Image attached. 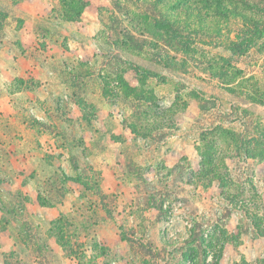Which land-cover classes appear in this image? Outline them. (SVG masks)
<instances>
[{"label": "rangeland", "instance_id": "rangeland-1", "mask_svg": "<svg viewBox=\"0 0 264 264\" xmlns=\"http://www.w3.org/2000/svg\"><path fill=\"white\" fill-rule=\"evenodd\" d=\"M24 8L0 59L50 78L0 67V264H264V0H0V48ZM20 167L69 210L25 220Z\"/></svg>", "mask_w": 264, "mask_h": 264}, {"label": "crops", "instance_id": "crops-1", "mask_svg": "<svg viewBox=\"0 0 264 264\" xmlns=\"http://www.w3.org/2000/svg\"><path fill=\"white\" fill-rule=\"evenodd\" d=\"M28 1V0H27ZM42 1V0H40ZM46 2V0H43V3ZM50 4V3H49ZM48 4V5H49ZM25 11V12H24ZM25 14V15H24ZM23 20L20 26H18L17 28H15L13 26V23L7 22V25L5 26H9V30L6 31V33L8 34V36H6V40L8 41L6 43V45H3L2 50H6V52H11L12 51V47H13V39H18V40H27V34H35V19H41L44 17L45 13H42V10H38V11H33V12H26L25 8L23 10ZM13 26V27H12ZM11 30L13 32V34H11ZM11 36V37H10ZM13 36H15V38H13ZM41 42L40 39L35 40L34 44H31L30 48L34 49L35 46L40 45L39 43ZM44 43L45 46V41L42 42ZM33 45V46H32ZM43 45V44H42ZM30 52L29 49H27V51L25 52L24 56H21V59H19L18 56H16L15 58H13V54L9 55V58L7 59H0V67L3 68L5 71H7L9 73L10 76H17V75H21V77L26 80V79H30L33 78L34 81H38L39 82H43L40 84V86L38 87V89H41L44 86L45 79L50 78L46 71H42V68L44 66H46V64L44 62H42L41 60H35L34 58H32L33 54L29 53ZM32 55V56H31ZM35 55V54H34ZM45 68V67H44ZM40 70V71H39ZM38 73V74H37ZM50 73V71L48 72V74ZM42 77V78H41ZM12 77H9V80L5 83V89L3 93H0V101L3 100V104L4 106H2L3 104H1L0 102V116L4 111H8L10 109V105H12L14 103V93L9 92L6 88L9 85V87H11L12 85ZM25 82V81H24ZM1 109H3L1 111ZM6 111L7 116L10 117V114ZM26 143H28V141H25ZM25 143V144H26ZM114 147H116L113 144ZM116 149V148H115ZM30 159V158H29ZM41 159V158H40ZM21 155L19 160L17 161V158H15L14 162L15 163H21ZM38 164V162H36ZM108 163L111 164V162L108 161ZM22 168H17L15 170H12V172H10L11 170H7V171H3L1 173H5L6 174V179L12 180L11 182H13V184H17L14 186H9L10 187V191H15V192H19L22 195H26L28 197L29 200H26L25 202L23 201L22 205L25 206V209L27 211L30 210V213H28L27 216H25V220L30 221V219L33 220H37L38 222H40L41 220H45V221H49L51 220L53 217L59 215L61 212H66L68 209V201L72 198L71 195L74 193H72L71 190L67 191L64 193V195L59 199V200H52L50 199L49 201L42 199V197L39 195V191L35 190L31 188V185L28 183V181H25L26 179V174L25 172H23L21 170ZM107 171L111 172L110 174H106L107 177L109 176H113L112 174V170H108ZM14 171H16L14 173ZM121 179V177L119 178V180ZM105 192L107 191L106 189L104 190ZM112 191V190H111ZM51 201V202H50ZM45 203V204H49V203H55V205H52L50 207H45L43 205H41L40 203ZM105 209V208H104ZM103 211L106 213V210ZM108 213L110 212L109 210H107ZM47 213L49 214L48 216ZM38 216H43L45 215V217H41V219H36V217ZM1 242H4V251H11L12 249H14L15 247V243H14V238L12 235H4L3 240H1ZM48 242V240H47ZM49 243V242H48ZM52 247L54 245H51Z\"/></svg>", "mask_w": 264, "mask_h": 264}, {"label": "trees", "instance_id": "trees-1", "mask_svg": "<svg viewBox=\"0 0 264 264\" xmlns=\"http://www.w3.org/2000/svg\"><path fill=\"white\" fill-rule=\"evenodd\" d=\"M78 1V0H77ZM76 13H78V12H76ZM69 18H73V16H69Z\"/></svg>", "mask_w": 264, "mask_h": 264}]
</instances>
